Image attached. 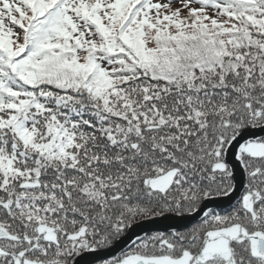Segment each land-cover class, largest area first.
Masks as SVG:
<instances>
[{
    "label": "snow or ice",
    "instance_id": "6c2138e0",
    "mask_svg": "<svg viewBox=\"0 0 264 264\" xmlns=\"http://www.w3.org/2000/svg\"><path fill=\"white\" fill-rule=\"evenodd\" d=\"M0 264H264V0H0Z\"/></svg>",
    "mask_w": 264,
    "mask_h": 264
},
{
    "label": "water",
    "instance_id": "95a60500",
    "mask_svg": "<svg viewBox=\"0 0 264 264\" xmlns=\"http://www.w3.org/2000/svg\"><path fill=\"white\" fill-rule=\"evenodd\" d=\"M169 223H173V221L172 220H163V221H161V222H159L157 224H151V223L146 222L145 223V227H150V228H153V229H155V228H163V227H165ZM136 232L139 233L140 232V229L137 228L136 229ZM121 247H124V245H121Z\"/></svg>",
    "mask_w": 264,
    "mask_h": 264
}]
</instances>
